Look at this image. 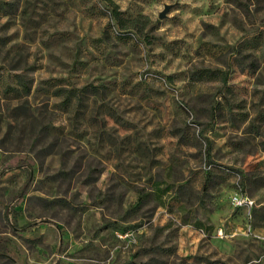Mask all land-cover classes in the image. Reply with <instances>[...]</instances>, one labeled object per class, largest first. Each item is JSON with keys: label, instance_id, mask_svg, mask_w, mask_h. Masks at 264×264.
Returning a JSON list of instances; mask_svg holds the SVG:
<instances>
[{"label": "rangeland", "instance_id": "1", "mask_svg": "<svg viewBox=\"0 0 264 264\" xmlns=\"http://www.w3.org/2000/svg\"><path fill=\"white\" fill-rule=\"evenodd\" d=\"M256 233L264 0H0V264H262Z\"/></svg>", "mask_w": 264, "mask_h": 264}, {"label": "trees", "instance_id": "2", "mask_svg": "<svg viewBox=\"0 0 264 264\" xmlns=\"http://www.w3.org/2000/svg\"><path fill=\"white\" fill-rule=\"evenodd\" d=\"M111 8H112L111 9V18L114 21V25H117L121 28V31H122V33L120 32L121 36H126L129 32L132 31L130 29H134L137 27V23L139 21L138 20L139 18H135V19L124 18V16H122V14L118 11V6L116 4H114L113 2H111ZM144 19H146V22H144V26H145V24L150 20L147 17H145ZM205 72L208 75H210L211 77L219 79L223 85L227 84V82L229 80V73L227 71L206 69ZM101 87H103V86H94L92 84H90V85L88 84V85L83 86L79 90H77L75 88H71V89L61 88L58 91L60 92L61 95L65 96L64 102L71 103L72 99H74V98L77 100H80L82 98L80 96L81 94H84V93L85 94H88V93L97 94L98 91H101V89H100ZM25 92L27 93L25 95H28L30 93V89H26Z\"/></svg>", "mask_w": 264, "mask_h": 264}, {"label": "built area", "instance_id": "3", "mask_svg": "<svg viewBox=\"0 0 264 264\" xmlns=\"http://www.w3.org/2000/svg\"><path fill=\"white\" fill-rule=\"evenodd\" d=\"M231 203L235 209H245L248 210V212H250V210H252L255 206V200L253 198H251L248 194L238 191L233 192L231 196ZM246 232L255 235V231L252 229V226L247 227ZM125 236H127V234ZM256 236L264 243V234L256 233ZM257 262L264 264V254Z\"/></svg>", "mask_w": 264, "mask_h": 264}, {"label": "water", "instance_id": "4", "mask_svg": "<svg viewBox=\"0 0 264 264\" xmlns=\"http://www.w3.org/2000/svg\"><path fill=\"white\" fill-rule=\"evenodd\" d=\"M161 16L164 17L165 16V13H163Z\"/></svg>", "mask_w": 264, "mask_h": 264}]
</instances>
